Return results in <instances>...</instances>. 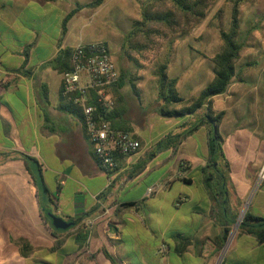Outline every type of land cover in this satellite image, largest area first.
Wrapping results in <instances>:
<instances>
[{"label":"crops","instance_id":"obj_1","mask_svg":"<svg viewBox=\"0 0 264 264\" xmlns=\"http://www.w3.org/2000/svg\"><path fill=\"white\" fill-rule=\"evenodd\" d=\"M56 2L0 0V264H170L171 238L178 236L190 240L179 256H193L190 248L197 246L194 257L205 264L203 256L214 250L210 239L220 234L235 202L251 201L243 213L264 217L262 125L251 124V133L230 135L233 141L222 138L223 157L213 168L223 178L218 185L210 183L211 189L202 172L209 163L206 128L170 149H156L161 140L179 133L189 118L174 119L149 141L133 125L139 151L119 158L116 170L104 172L90 155L82 123L58 109L62 76L52 63L60 50L86 43L71 40L69 31L62 41L58 35L47 37L52 19L56 23ZM122 4L123 0H105L99 8L87 10H113ZM31 8L37 9L27 15ZM229 141L237 149L241 143V151L260 152L259 158L242 162L248 169L242 179L234 178ZM38 174L45 191L36 180ZM177 185L189 192L174 193L170 205L174 208L175 202L176 209L168 218L142 214L143 206ZM189 202L192 210L179 217L178 210ZM49 214L74 225L56 230ZM191 229L197 241L188 234ZM162 244L166 253L159 251ZM219 264H264V243L237 231Z\"/></svg>","mask_w":264,"mask_h":264},{"label":"rangeland","instance_id":"obj_2","mask_svg":"<svg viewBox=\"0 0 264 264\" xmlns=\"http://www.w3.org/2000/svg\"><path fill=\"white\" fill-rule=\"evenodd\" d=\"M90 1L92 0H57L56 23L52 19L51 25L46 29L47 37L53 39L58 35L60 39L63 18L73 9L75 3L85 4ZM143 1L146 0H123V6H114L113 10H82L69 22L68 31L71 40L81 39L82 43L104 41L117 70L119 72L123 70L128 76L136 75L140 78L136 86L139 97L132 93L127 82L122 88V94L128 106L126 118L131 128L134 125L135 132L139 133L143 140L149 141L150 136L159 135L163 126L170 125L174 120L158 115L160 101L157 98L154 76L156 67L167 60V74L171 78L178 79L179 94L187 99L196 97L213 78V63L210 58L221 48L219 32L227 30L229 26L232 0H218L210 6L206 17L198 26L180 30L174 35L165 36L163 33L162 36H156L153 38L152 48L140 51L138 46L143 44V39H135L132 45H129L125 44V38L131 30L132 23L141 18L140 4ZM54 7L55 4L52 5V8ZM34 9L37 8L27 10V15L33 14ZM239 10L241 32L239 42L243 44V50L235 64V69L237 72L242 70V78H233L226 92L212 100L215 114L223 112L219 133L224 140L229 139L230 135L236 136V132L241 135L243 131L251 133L255 128L251 124L258 122L262 125L260 129L264 131V0H241ZM203 113L204 109H200L190 121H195ZM159 117L161 121L158 124L155 120ZM200 136L201 134H197L195 138L198 139ZM229 140L233 141L232 138ZM231 141L227 152L234 156V178L238 180L243 178V174H248L247 167H241L242 162L248 163L259 158L260 152L253 148L246 152L241 151V143L237 149L231 147ZM45 153L43 149L42 155ZM156 176L154 174L151 179ZM179 186H174L170 194L166 193L151 201L149 207L143 206L142 214H152L154 217H161L162 220L168 218L176 209L175 202L174 208L171 207L170 198L178 189H182ZM182 190L189 192L188 189ZM248 201L243 202V205L235 202L230 207L227 222L234 224L229 227L230 232L224 250L238 231L236 221L250 208L251 201ZM191 210L192 203H185L178 210V216H188ZM191 225V222L187 223L188 227ZM188 234L195 237L194 239L197 238L193 229ZM240 242V238L236 239L237 246H240ZM177 243H179L177 239L171 238L172 250L168 258L170 264H202L199 257H194L195 251L198 250L197 246L190 248L193 256L189 254L179 256L175 252ZM212 247L214 249L213 244ZM222 250L217 253L213 250L212 253L203 256L202 259L206 260L205 264H219L224 252ZM229 256L231 261L233 256L232 254Z\"/></svg>","mask_w":264,"mask_h":264},{"label":"trees","instance_id":"obj_3","mask_svg":"<svg viewBox=\"0 0 264 264\" xmlns=\"http://www.w3.org/2000/svg\"><path fill=\"white\" fill-rule=\"evenodd\" d=\"M105 0H92L85 4L75 3L73 9L63 18L61 24V38L65 37L68 31L69 21L83 9H96L103 5ZM218 0H146L140 4L141 18L131 25V30L125 38V44L132 45L135 39H143V44L138 46L139 50L147 51L154 46L153 38L156 36L174 35L180 30H188L198 26L206 17L210 6L214 5ZM240 1L232 0L230 11V21L227 30L220 31L221 48L210 61L213 63V78L210 83L200 91L196 97L184 98L177 90V78L168 76V61L158 65L154 71L157 86V98L160 101L158 107V115L162 118L189 120L179 127V133L169 135L158 143L157 151L170 149L179 144L183 139L193 135L197 130L204 127L208 131V153L209 163L206 168L202 169L205 175L204 183L211 189L210 183H221L222 173L216 172L213 166L223 157L222 137L219 133V127L223 119V112L215 114L212 108V100L214 97L222 95L226 92L233 78H242V70L238 72L235 64L243 50V44L239 42L241 32L239 24ZM251 33V31H250ZM72 49L67 48L60 50L52 63V69L59 75H63L70 70ZM250 66V64H248ZM118 82L109 90L114 101V107L109 112L101 113L104 121L116 130L128 132L132 134V128L129 120L126 118L128 106L122 94V88L125 82L128 83L133 94L139 97L136 89L140 78L136 75L128 76L126 72L121 70ZM43 100L48 102V90L43 85ZM90 105H96V99ZM58 109L68 115L73 116L82 122L81 109L71 104L60 91ZM200 109H204V113L195 121H190ZM181 130V131H180ZM135 137V136H134ZM91 157L98 162L90 151ZM29 159V158H27ZM99 166V165H98ZM213 169V172L207 173V170ZM36 179V178H35ZM40 188L45 191V186L41 176L38 174L37 179ZM216 180V181H214ZM37 181V182H38ZM226 219V218H225ZM234 222L222 223L220 234L211 241L215 252H220L228 238L231 225ZM238 231H243L253 236L258 243H264V217L254 216L246 212L243 216L242 223L238 227ZM179 243L175 247V252L181 255L182 252L190 245L187 238L175 237ZM60 244V243H59Z\"/></svg>","mask_w":264,"mask_h":264},{"label":"built area","instance_id":"obj_4","mask_svg":"<svg viewBox=\"0 0 264 264\" xmlns=\"http://www.w3.org/2000/svg\"><path fill=\"white\" fill-rule=\"evenodd\" d=\"M118 79V70L107 45L102 41L72 48L70 70L62 75V94L81 109L84 132L104 172L116 170L119 158L131 157L141 147L133 134L114 129L101 117V113L109 112L114 107L109 90ZM93 96L97 106L90 105ZM152 191V188L148 189V194ZM159 251L166 253L168 248L162 245Z\"/></svg>","mask_w":264,"mask_h":264},{"label":"water","instance_id":"obj_5","mask_svg":"<svg viewBox=\"0 0 264 264\" xmlns=\"http://www.w3.org/2000/svg\"><path fill=\"white\" fill-rule=\"evenodd\" d=\"M244 213L242 214V217H239L240 219L236 221V226H240L242 223ZM48 217L52 221V225L56 230H67L68 228L72 227L74 224L73 223H67L63 219L56 217L53 214H49ZM224 251V248L222 252Z\"/></svg>","mask_w":264,"mask_h":264}]
</instances>
